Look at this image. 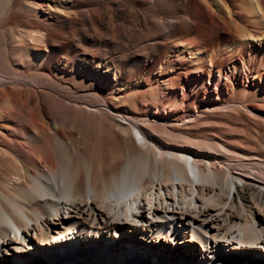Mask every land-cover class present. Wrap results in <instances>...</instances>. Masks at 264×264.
<instances>
[{"label": "bare ground", "instance_id": "bare-ground-1", "mask_svg": "<svg viewBox=\"0 0 264 264\" xmlns=\"http://www.w3.org/2000/svg\"><path fill=\"white\" fill-rule=\"evenodd\" d=\"M5 27L39 74L3 43L0 264H264V0H7Z\"/></svg>", "mask_w": 264, "mask_h": 264}, {"label": "rangeland", "instance_id": "rangeland-1", "mask_svg": "<svg viewBox=\"0 0 264 264\" xmlns=\"http://www.w3.org/2000/svg\"><path fill=\"white\" fill-rule=\"evenodd\" d=\"M7 2V0H0V7L2 6V5H4L5 3ZM10 29H11V31H10ZM6 30V31H5ZM5 31V32H4ZM13 31H15L14 29H12V28H4V30L2 31V29H0V41L2 40V42H0V44L2 45H0V47L2 48L3 47V45L5 44V47H6V51H5V53H7L8 52V50L7 49H9V52L6 54V57H8L9 59H10V55H8L9 53H12V57L14 58V59H10L11 60V62H14V63H12V66H13V70L12 69H10V68H8V69H10V70H12V72H14V70H15V72H16V75H20L21 77H23V78H35L38 74H39V71L35 68V64H36V62L38 61L37 59H38V57L34 54V52H32V51H29L27 48H26V46L24 45L25 43H26V41L27 42H29V39L30 38H28L26 41H24L22 38H20V37H18V32H13ZM13 33V34H12ZM17 33V34H16ZM14 35V36H13ZM13 36V37H12ZM21 36V35H20ZM21 39H22V41H21ZM16 41H18V42H16ZM21 42V43H20ZM4 43V44H3ZM20 43V44H19ZM14 44V45H13ZM22 44V45H21ZM11 45H13V46H11ZM9 48H8V47ZM14 46H15V48L19 51V52H14ZM22 48H21V47ZM13 48V49H11V48ZM16 49H15V51H16ZM20 49H21V51H20ZM12 50V51H11ZM11 51V52H10ZM14 53V54H13ZM15 53L16 54H18V55H16V56H14L15 55ZM17 56H19V57H17ZM11 57V58H12ZM20 59V60H19ZM36 59V60H35ZM15 60V61H14ZM1 63V62H0ZM3 67V64L1 63V65H0V67ZM2 67L0 68V70H2V71H4V70H8L5 66L3 67V69H2ZM9 70V71H10ZM18 71H20L19 72V74H18ZM14 72V73H15ZM21 73V74H20ZM26 76V77H25Z\"/></svg>", "mask_w": 264, "mask_h": 264}]
</instances>
